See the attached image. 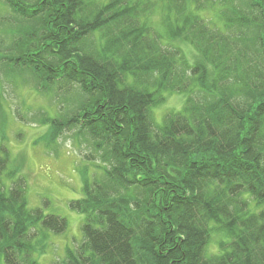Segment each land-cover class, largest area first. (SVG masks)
<instances>
[{"label":"trees","instance_id":"trees-1","mask_svg":"<svg viewBox=\"0 0 264 264\" xmlns=\"http://www.w3.org/2000/svg\"><path fill=\"white\" fill-rule=\"evenodd\" d=\"M0 1L23 22L0 69L47 96L81 93L76 110L57 100L39 119L46 145L78 130L101 160L71 202L83 240L52 264H264V0ZM164 91L186 99L155 124ZM7 118L0 102V253L41 264L47 231L68 221L29 206Z\"/></svg>","mask_w":264,"mask_h":264},{"label":"rangeland","instance_id":"rangeland-1","mask_svg":"<svg viewBox=\"0 0 264 264\" xmlns=\"http://www.w3.org/2000/svg\"><path fill=\"white\" fill-rule=\"evenodd\" d=\"M208 16L209 14L206 15ZM152 18L156 23H160L159 14ZM22 23L0 1V53L11 46ZM179 45L186 58L193 63L196 52L192 45L184 41H179ZM0 83V102L9 113L7 133L12 154L10 168L18 170L26 177L30 207L41 208L46 214L59 215L68 221L67 230L61 234L47 231V237L42 241L45 245L44 252L41 253V249L35 252V257L41 264H52L65 258L67 248L77 247L83 240L84 214L73 209L71 202L81 198L85 178L93 179L101 173V160L88 133L67 131L59 136L55 143H45L44 136L48 130L39 123V119H42L45 113L58 108L57 100L59 104L62 100L60 109L63 112L80 107L77 103L81 101V93L76 85H54L51 95L47 96L46 93L35 90L36 80L31 75L21 72L6 73L2 68ZM161 95L165 99L153 107L152 111L155 124L163 123L166 114L181 110L186 99L183 93L164 91ZM249 201L252 202L251 211L261 209L252 199ZM217 243L218 239L214 234L208 246V253L219 251ZM0 264H7L1 253Z\"/></svg>","mask_w":264,"mask_h":264}]
</instances>
